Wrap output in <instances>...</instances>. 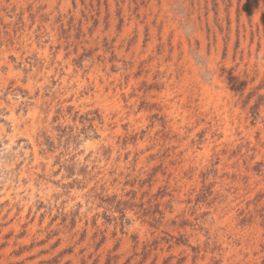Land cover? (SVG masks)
I'll return each instance as SVG.
<instances>
[{"label": "rangeland", "instance_id": "1", "mask_svg": "<svg viewBox=\"0 0 264 264\" xmlns=\"http://www.w3.org/2000/svg\"><path fill=\"white\" fill-rule=\"evenodd\" d=\"M0 264H264V0H0Z\"/></svg>", "mask_w": 264, "mask_h": 264}]
</instances>
